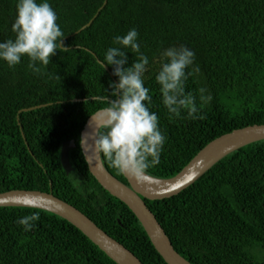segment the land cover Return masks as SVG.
Here are the masks:
<instances>
[{
    "label": "trees",
    "instance_id": "obj_1",
    "mask_svg": "<svg viewBox=\"0 0 264 264\" xmlns=\"http://www.w3.org/2000/svg\"><path fill=\"white\" fill-rule=\"evenodd\" d=\"M49 2L68 51L57 50L47 66L38 64L40 73L29 68L27 55L14 68L0 60V192H51L143 264H167L133 212L91 175L79 146L87 118L107 106L93 97L108 96L109 82H118L102 61L115 36L138 30L141 51L150 59L145 86L151 111L167 137L159 164L148 171L171 177L213 139L264 123V0ZM15 15L16 0H0V42L14 39ZM182 45L195 52L185 89L196 98V119L187 110L171 115L155 80L158 51ZM125 51L131 64L137 57ZM68 140L75 146L68 153L73 169L66 173L60 149ZM100 155L106 169L126 183ZM144 201L175 250L192 264H264V140L228 154L177 195ZM35 211L40 220L24 231L17 220ZM0 264L116 263L56 214L0 206Z\"/></svg>",
    "mask_w": 264,
    "mask_h": 264
},
{
    "label": "clouds",
    "instance_id": "obj_2",
    "mask_svg": "<svg viewBox=\"0 0 264 264\" xmlns=\"http://www.w3.org/2000/svg\"><path fill=\"white\" fill-rule=\"evenodd\" d=\"M57 21L58 14L49 0H16L12 23L15 37L0 42V60L14 68L27 55L29 68L40 73L38 64L47 66L57 50L69 49L63 46L65 34ZM138 38V30L132 28L125 35L115 36V46L107 49L102 65L104 69L106 65L112 66V74L118 77V82H109L108 96L93 97L107 106L91 115L89 127L95 123L92 137L95 150L121 174L144 183L151 179L148 170L159 164L167 137L159 126L157 113L151 111V90L145 86L150 59L141 51ZM125 49L137 57L131 64L129 51ZM156 55L160 68L155 80L160 86L164 106L175 117L187 110L192 119L198 118L196 98L185 89V82L192 74L188 69L194 64L195 52L182 45L162 48ZM206 99L210 101L211 97ZM80 144L84 151L85 134ZM24 205L40 207L36 199H26ZM39 220L40 212L35 211L19 218L17 224L22 225L24 231H30Z\"/></svg>",
    "mask_w": 264,
    "mask_h": 264
},
{
    "label": "water",
    "instance_id": "obj_3",
    "mask_svg": "<svg viewBox=\"0 0 264 264\" xmlns=\"http://www.w3.org/2000/svg\"><path fill=\"white\" fill-rule=\"evenodd\" d=\"M91 22L92 20L86 25H89ZM84 27L82 26L78 31ZM41 106L23 108L21 111ZM100 110L102 109L95 111L93 114H96ZM91 115L87 118L80 131L79 138V146L91 175L110 195L121 200L133 212L146 232L151 244L167 264H192L175 250L165 230L144 199L160 200L177 195L228 154L245 145L264 140V123L234 129L213 139L191 158L178 173L171 177L159 178L150 175L151 179L149 181L137 183L135 179L122 174L126 180V183H124L106 169L101 155L95 150L92 138L95 123L93 122L89 127ZM84 134L85 152L82 150L80 144L81 137ZM74 146V141L68 140L62 143L60 149V162L66 173H69L73 169L68 153ZM88 161H90V164ZM26 199H36L40 203L38 209L49 211L71 223L116 264H143L132 251L108 235L87 215L68 202L56 197L51 192L29 189H12L0 192V206L3 207H26L24 205Z\"/></svg>",
    "mask_w": 264,
    "mask_h": 264
}]
</instances>
